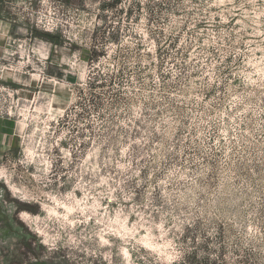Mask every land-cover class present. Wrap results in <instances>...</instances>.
I'll list each match as a JSON object with an SVG mask.
<instances>
[{"label": "rangeland", "instance_id": "rangeland-1", "mask_svg": "<svg viewBox=\"0 0 264 264\" xmlns=\"http://www.w3.org/2000/svg\"><path fill=\"white\" fill-rule=\"evenodd\" d=\"M8 1L0 264H264V0Z\"/></svg>", "mask_w": 264, "mask_h": 264}, {"label": "crops", "instance_id": "crops-1", "mask_svg": "<svg viewBox=\"0 0 264 264\" xmlns=\"http://www.w3.org/2000/svg\"><path fill=\"white\" fill-rule=\"evenodd\" d=\"M8 0H0V62L4 60L6 53L10 49L11 40L15 38L18 29L21 27L16 24L18 21L13 17L7 16L13 9ZM13 4V1L11 5ZM54 63V62H53ZM1 65V64H0ZM6 70L12 68L5 67ZM38 75L34 73V75ZM24 128V123H20ZM20 144V128L19 123L13 118L0 117V159L6 154L12 153Z\"/></svg>", "mask_w": 264, "mask_h": 264}, {"label": "built area", "instance_id": "built-area-1", "mask_svg": "<svg viewBox=\"0 0 264 264\" xmlns=\"http://www.w3.org/2000/svg\"><path fill=\"white\" fill-rule=\"evenodd\" d=\"M41 24L43 26V28L46 31H53L56 27L58 28V26H56L54 20L52 17L49 18H45V21H41ZM27 45L26 40L24 41H19V43L17 44L18 48H25V46ZM23 59V58H22ZM14 91H8L6 87H0V116L4 117V116H14L15 115V104H14ZM8 96L11 99V103L9 105H6L4 103H1V101H3V99L5 100V97Z\"/></svg>", "mask_w": 264, "mask_h": 264}, {"label": "trees", "instance_id": "trees-1", "mask_svg": "<svg viewBox=\"0 0 264 264\" xmlns=\"http://www.w3.org/2000/svg\"><path fill=\"white\" fill-rule=\"evenodd\" d=\"M50 39H53V37L52 38H50ZM185 263V260L183 261V262H179V264H184Z\"/></svg>", "mask_w": 264, "mask_h": 264}, {"label": "bare ground", "instance_id": "bare-ground-1", "mask_svg": "<svg viewBox=\"0 0 264 264\" xmlns=\"http://www.w3.org/2000/svg\"><path fill=\"white\" fill-rule=\"evenodd\" d=\"M55 211V208L53 209ZM147 242V241H146ZM152 245V244H151ZM160 250V249H159Z\"/></svg>", "mask_w": 264, "mask_h": 264}]
</instances>
